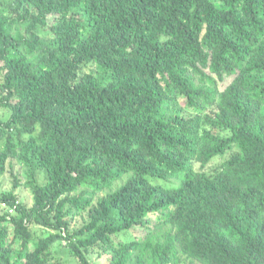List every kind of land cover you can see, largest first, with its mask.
Listing matches in <instances>:
<instances>
[{
    "label": "trees",
    "instance_id": "1",
    "mask_svg": "<svg viewBox=\"0 0 264 264\" xmlns=\"http://www.w3.org/2000/svg\"><path fill=\"white\" fill-rule=\"evenodd\" d=\"M0 109V264H264V0H0Z\"/></svg>",
    "mask_w": 264,
    "mask_h": 264
},
{
    "label": "rangeland",
    "instance_id": "2",
    "mask_svg": "<svg viewBox=\"0 0 264 264\" xmlns=\"http://www.w3.org/2000/svg\"><path fill=\"white\" fill-rule=\"evenodd\" d=\"M38 33H39L40 36H42L44 38L48 37V36L45 35V31H43V30H39ZM6 117H7L6 111L3 110V109H0V118L5 119ZM223 158H216L215 160L212 161V163L210 164L209 167H214L215 165L220 164L223 161ZM194 168L198 169L199 165H195ZM16 170H17V168L14 169L15 172H16ZM176 183H177V181L172 180L170 182H166L165 185L166 186H172V185H175ZM13 184H14V181H13V179L10 176V173L8 171L5 174H3L2 176H0V187H1L2 191H9L10 189L13 188ZM15 192L18 195L19 200L22 203L26 204L27 206H30L31 199H30L29 192L26 190V188L23 185H21V183L19 184V187L16 189ZM1 210H2V207H0V211ZM150 220L152 222H155L156 216L155 215H151L150 216ZM33 230H35V232H36V234H35V237H36L40 233V230L37 227H34ZM122 235L123 234H121L120 236H122ZM132 235H136L138 237H141V236L144 235V230L142 228L134 229V231L132 233H129L127 236L131 237ZM91 260H92L93 263L98 264L99 257H97V254L93 255L91 257ZM182 264H184V263H182Z\"/></svg>",
    "mask_w": 264,
    "mask_h": 264
}]
</instances>
